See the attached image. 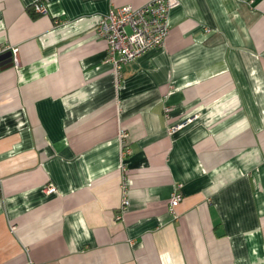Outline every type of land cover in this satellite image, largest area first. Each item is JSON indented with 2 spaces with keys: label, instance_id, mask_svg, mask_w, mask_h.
Instances as JSON below:
<instances>
[{
  "label": "crops",
  "instance_id": "0c3cea01",
  "mask_svg": "<svg viewBox=\"0 0 264 264\" xmlns=\"http://www.w3.org/2000/svg\"><path fill=\"white\" fill-rule=\"evenodd\" d=\"M151 1L0 0V264H264V0H177L119 85L99 21Z\"/></svg>",
  "mask_w": 264,
  "mask_h": 264
},
{
  "label": "built area",
  "instance_id": "2783aa9c",
  "mask_svg": "<svg viewBox=\"0 0 264 264\" xmlns=\"http://www.w3.org/2000/svg\"><path fill=\"white\" fill-rule=\"evenodd\" d=\"M178 5L177 0H153L142 7L132 5L113 7L103 15L97 27V35L107 42V63L113 65V72L118 84L123 80V69L127 64L134 62L155 48L164 47L170 33V15ZM37 15H48L49 10L45 3L39 1L33 5ZM12 53L13 65L20 66L19 49L10 46H0V56ZM1 71V66H0ZM175 126L171 131L180 129ZM120 139L123 145V156H127L128 134L122 131ZM128 185L122 188V205L120 207V219L129 206ZM47 193L55 194L54 185H48ZM1 195V193H0ZM184 201L182 185H178L169 202V212L177 218V209ZM15 232V226H11Z\"/></svg>",
  "mask_w": 264,
  "mask_h": 264
},
{
  "label": "water",
  "instance_id": "95a60500",
  "mask_svg": "<svg viewBox=\"0 0 264 264\" xmlns=\"http://www.w3.org/2000/svg\"><path fill=\"white\" fill-rule=\"evenodd\" d=\"M8 60L9 62L5 64V62ZM0 66L1 70H6L13 67L11 52L0 56Z\"/></svg>",
  "mask_w": 264,
  "mask_h": 264
}]
</instances>
